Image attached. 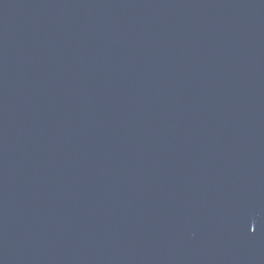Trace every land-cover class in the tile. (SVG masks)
<instances>
[{
    "label": "water",
    "instance_id": "1",
    "mask_svg": "<svg viewBox=\"0 0 264 264\" xmlns=\"http://www.w3.org/2000/svg\"><path fill=\"white\" fill-rule=\"evenodd\" d=\"M0 264H264V0H0Z\"/></svg>",
    "mask_w": 264,
    "mask_h": 264
}]
</instances>
